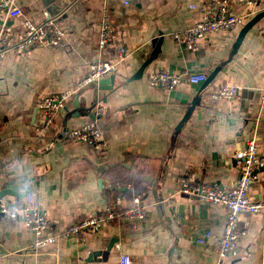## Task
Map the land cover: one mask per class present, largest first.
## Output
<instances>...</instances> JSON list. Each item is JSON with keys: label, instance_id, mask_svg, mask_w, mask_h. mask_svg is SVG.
<instances>
[{"label": "crops", "instance_id": "1", "mask_svg": "<svg viewBox=\"0 0 264 264\" xmlns=\"http://www.w3.org/2000/svg\"><path fill=\"white\" fill-rule=\"evenodd\" d=\"M16 1L22 14L6 22L15 32L23 31L25 20L40 23L47 13L62 12L57 23L65 36L58 46L8 51L0 64L1 198L33 193L54 231L60 232L110 203L116 194L112 184L130 181L146 191L148 217L139 228L106 224L88 233L85 241L66 237L37 248L33 231L0 215V264H120L122 253L130 254L134 264H217L226 209L190 198L180 183L187 175L196 182L234 185L240 177L234 152L245 148L250 138L257 139L264 157V17L231 56L243 26L210 34L197 51L187 50L173 37L202 18L192 5L209 0H85L75 10L68 8L73 0ZM105 8L126 54L117 60L112 87L96 94L98 83L82 89L77 84L90 74L93 63L115 58V49L99 48ZM231 10L248 21L264 12V0L254 15L241 3H232ZM157 36L164 38L158 58L142 78L131 79L151 55ZM219 67L203 90V83L183 82L177 88L184 94L180 98L149 84V77L162 68L209 75ZM226 84L239 87L235 104L210 97L215 87ZM65 92H72L66 118L57 114L48 133L40 136L39 102ZM96 95L91 112L104 108L96 119L106 151L63 137L64 130L92 121L83 111ZM198 96L200 104L178 129ZM250 195L264 198V170L250 184ZM239 225L246 232L239 241L240 253L223 264H264V216L243 214ZM206 230L212 238L198 244L197 236Z\"/></svg>", "mask_w": 264, "mask_h": 264}, {"label": "built area", "instance_id": "2", "mask_svg": "<svg viewBox=\"0 0 264 264\" xmlns=\"http://www.w3.org/2000/svg\"><path fill=\"white\" fill-rule=\"evenodd\" d=\"M129 2V0H124L125 4ZM260 2L261 0H209L200 6L192 5L201 12L202 18L194 26L175 32L173 37L187 50L197 51L200 49L201 40L210 34L226 33L246 23V15L232 12V3L247 5L251 9L249 15H254ZM21 14L22 9L16 0H0V21L2 22L0 24V64L8 51L15 50L24 53L36 47L58 46L63 42L65 32L58 26L57 17H52L50 13H47L45 20L40 23L25 20L23 31L15 32L6 22ZM99 48L103 51L115 49V58L93 63L90 74L78 82V89L97 84L101 79L114 74L118 68V61L125 58V49L118 43L117 30L111 23L108 8L104 9L100 24ZM207 78L206 72L176 74L162 68L149 77V84L171 92L177 90L183 82L201 84ZM71 94L72 92L52 94L39 102L38 131L40 136L48 133L54 117L67 106ZM210 97L214 100H226L235 104L240 99L239 87L230 84L215 87L210 92ZM260 99V106L264 109V85ZM103 111L102 106L96 107V115L103 114ZM63 137L70 142L85 143L98 151L107 150L98 119L78 128L64 130ZM233 157L235 166L240 171V177L232 186L196 182L187 175L182 177L180 183V190L190 198L222 205L226 209L227 222L219 241L217 264H223L229 256H237L240 253L239 241L246 233L239 225L241 215L261 214L264 216V198H254L250 195V184L259 179L260 168L264 166V157L259 152L257 139H248L246 147L236 150ZM111 187L116 194L110 203L94 215L69 224L60 232L54 231L47 211L33 193L11 200L0 198V215L11 221L22 222L33 231L37 236L34 244L37 248L54 244L66 237H76L85 241L88 233L106 224H117L134 229L141 227L148 217V209L144 203L146 191L139 190L130 181H117ZM124 190L126 192H123ZM211 238V231L206 230L197 236L196 241L204 245ZM120 264H134L132 256L122 253Z\"/></svg>", "mask_w": 264, "mask_h": 264}, {"label": "water", "instance_id": "3", "mask_svg": "<svg viewBox=\"0 0 264 264\" xmlns=\"http://www.w3.org/2000/svg\"><path fill=\"white\" fill-rule=\"evenodd\" d=\"M85 0H73L72 4L68 7V8H73L74 10L77 9L79 6H81V4H84ZM58 7V6H57ZM60 10L62 11L63 8L59 7ZM51 15H53L52 17H57V20L59 17H61L62 12L59 13H53L50 12ZM264 17V12H260L256 15H254L250 20H248L243 27L241 28L234 44L232 47V51H231V56H233V54L239 49V47L241 46L246 34L257 24V22H259L262 18ZM2 22L0 21V24ZM164 41V38L162 36H157L155 38H153L152 40V44H153V50L151 52V55L149 56V58H147V60L140 66V68L138 69V71L131 77V79H140L142 78L146 68L154 61L158 58L159 54L161 53L162 50V42ZM220 67L216 68L213 72H211L208 75V78L205 82H203L202 85V90L205 89L216 77V75L218 74V72L220 71ZM114 83V75H110L104 79H101L98 84V88L95 90V92H97L96 94H98V90L99 89H110L112 87V84ZM173 96L175 97H184V94H182L181 92H179L178 90L172 91ZM79 96L76 97V100L78 103ZM98 102V96L96 95L92 104L85 108L84 115H88L90 116L91 120H95L96 119V114L95 112H91V110L95 107V104ZM201 102V98L200 96L196 97L191 105L189 106L185 116L183 117V119L181 120L180 124L178 125V129H181L183 127V125L185 124V122L190 118L192 112L194 111L195 107L200 104ZM78 103H76L77 108H80V106L78 105ZM69 112L68 106H66L64 109L60 110L58 112L59 115H62L63 119L66 118L67 113ZM81 114H78V116H80ZM84 125V124H83ZM264 170V166L262 168H260V171ZM5 193H0V198L2 196H4ZM95 255L94 252H92L89 256L91 257V259L93 258V256Z\"/></svg>", "mask_w": 264, "mask_h": 264}]
</instances>
